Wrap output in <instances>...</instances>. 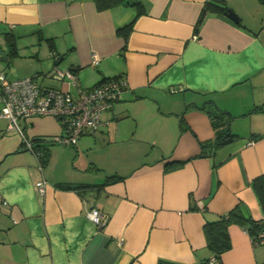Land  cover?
<instances>
[{"label":"crops","instance_id":"0c3cea01","mask_svg":"<svg viewBox=\"0 0 264 264\" xmlns=\"http://www.w3.org/2000/svg\"><path fill=\"white\" fill-rule=\"evenodd\" d=\"M212 1L99 9L94 0H0V71L9 79L34 76L43 87L51 79V89L73 92L51 76L57 66L73 69L83 88L126 82L100 126L74 146L50 148L41 170L37 152L0 117V264H264L248 224L228 226L219 257L203 232L234 208L264 226L252 186L264 173V3L218 0L239 21L210 7L196 31ZM130 23L125 40L119 29ZM218 111L236 137L216 146L210 114ZM22 121L24 131L34 127ZM93 206L105 225L87 218Z\"/></svg>","mask_w":264,"mask_h":264},{"label":"built area","instance_id":"2783aa9c","mask_svg":"<svg viewBox=\"0 0 264 264\" xmlns=\"http://www.w3.org/2000/svg\"><path fill=\"white\" fill-rule=\"evenodd\" d=\"M98 62L99 57L93 54L92 64L96 65ZM51 76L67 85H73L74 91L43 87L34 76L9 79L0 71V117L7 119V130H16L30 149L32 143L25 139V131L19 125L20 120L35 116L53 117L61 125V134L53 142L74 146L82 134L92 133L100 126L102 113L112 107L126 87L124 80L114 77L83 88L71 68L54 66ZM41 168L39 163V169ZM45 183L43 178L36 182L39 192L43 193ZM86 216L99 227L107 222V218L94 206ZM252 241L255 245L264 244V226L252 237Z\"/></svg>","mask_w":264,"mask_h":264},{"label":"trees","instance_id":"16d2710c","mask_svg":"<svg viewBox=\"0 0 264 264\" xmlns=\"http://www.w3.org/2000/svg\"><path fill=\"white\" fill-rule=\"evenodd\" d=\"M94 1H95L97 8L106 9L115 4L122 2L123 0H94ZM259 1L264 3V0H259ZM215 2L220 3L218 2V0H215ZM220 4L223 5V7L213 6L209 2L204 4L201 10V13L199 15L197 24H196V28H195L196 31L198 27L201 25V23L203 22L206 11L210 7H213L215 10L221 11V12H225L229 9L224 4L222 3ZM130 26H131V23L119 29V31H123L125 40H126V33L129 31ZM6 43L8 46L9 57L15 55L16 45H15V41L13 37L7 35ZM106 79L108 78H103L98 83H101L102 81ZM222 113L223 112L218 111L214 115L210 114L212 126L215 131V136L213 138V144L216 146L223 145L236 137V135L233 134L231 130L229 129V124H228L229 118L225 119L222 116ZM31 143H32V149L35 152H37V154L39 155L38 156L39 163L43 167L47 162L49 144H46L48 143L47 141L44 142L45 144H41L42 140H40L39 138H33L31 140ZM252 186L258 197L261 208L264 209V173L253 178ZM61 187L66 188V189H72V188H77L79 186L77 184H63L61 185ZM232 223H239L242 225L248 224L249 225L248 231L250 232L252 237L255 236L257 232L261 230L262 228L261 225L255 222H252L251 220L246 219L242 215V213L239 211L238 208H234L233 210H230L229 212L225 214H221L220 216H218L217 219L213 221H207L203 226V232L206 238L207 246L213 251L215 257H219L222 252L229 249L230 243H229V236H228L227 228ZM158 264H176V263L159 260Z\"/></svg>","mask_w":264,"mask_h":264},{"label":"rangeland","instance_id":"374dc122","mask_svg":"<svg viewBox=\"0 0 264 264\" xmlns=\"http://www.w3.org/2000/svg\"><path fill=\"white\" fill-rule=\"evenodd\" d=\"M22 44H26V43H22ZM0 56H1V54H0ZM47 83L48 84H43V85L46 87H50V88H55L56 87L55 85L58 84L55 81H52L51 79H49L47 81ZM29 122H33L34 127H27V129H25V137L27 138V140L31 141L33 138H39L40 140H42L41 144H45L44 142L47 141L48 143H46V144H49L48 145L49 150L52 147H58V146L66 147L65 145L55 143L52 141V140L56 139L61 134V125L56 119H54L53 117H49V116H45V117L35 116V117L28 118L27 123H29ZM19 125L22 128L25 127V123L22 120L19 121ZM14 131L16 134H18V132L16 130H14ZM4 135H6V134L0 132V138ZM18 136L21 138V136L19 134H18ZM21 140H22V138H21ZM50 141H52V142H50ZM4 143H5V140H4V142L2 141V146ZM67 147H69V146H67ZM29 150H31V149H29ZM50 156H51V153L48 152L47 161L49 160ZM52 158H54L58 161L64 160V156L60 152H54L52 155ZM34 160H36L35 162H37V165H38L39 160H37V156L34 157Z\"/></svg>","mask_w":264,"mask_h":264},{"label":"water","instance_id":"95a60500","mask_svg":"<svg viewBox=\"0 0 264 264\" xmlns=\"http://www.w3.org/2000/svg\"><path fill=\"white\" fill-rule=\"evenodd\" d=\"M212 3L213 4H215V5H217V6H221V7H223V5H221L220 3H217V2H214V1H212ZM225 14L230 18V19H232L234 22H238L239 21V19H238V17H237V15L231 10V9H228L227 11H225Z\"/></svg>","mask_w":264,"mask_h":264}]
</instances>
